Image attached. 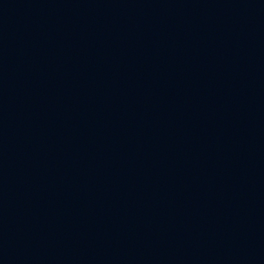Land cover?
Segmentation results:
<instances>
[{
  "label": "water",
  "instance_id": "water-1",
  "mask_svg": "<svg viewBox=\"0 0 264 264\" xmlns=\"http://www.w3.org/2000/svg\"><path fill=\"white\" fill-rule=\"evenodd\" d=\"M0 264H264V0H0Z\"/></svg>",
  "mask_w": 264,
  "mask_h": 264
}]
</instances>
